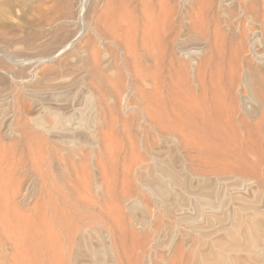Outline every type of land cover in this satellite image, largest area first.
Listing matches in <instances>:
<instances>
[{
    "label": "bare ground",
    "instance_id": "6f19581e",
    "mask_svg": "<svg viewBox=\"0 0 264 264\" xmlns=\"http://www.w3.org/2000/svg\"><path fill=\"white\" fill-rule=\"evenodd\" d=\"M95 1L31 0L28 3L27 11V17H29H23V26H10L7 30H2V28L5 26L0 28V86L5 85L7 87V89L0 87V128L4 133L7 132L15 135L16 131L14 132V130H12L9 121L10 119H7V117L10 114L9 107H16V114L22 117L24 116V118H20L22 119V121H20L24 124V126L26 124L29 126V128L34 129L35 132L37 130L42 135L44 134L47 136V138H50V140L52 139L54 142H56L54 145L51 141L53 146H51V142H48V144H50V148L47 146L49 149H47L48 151L46 150L47 152H44L46 148L43 147V150L42 145L44 146L47 144L45 143L47 142V139L43 141L42 138V142L45 144H40V142L37 141V138H35L36 142H33L34 138L32 134H26L28 135L26 136L24 133V138L27 137V140H31L29 142H31V144L33 143V146L31 147H35L34 143H36L35 145L37 148H32L34 149L32 150L30 143H27L28 155L25 160H23L24 158L22 159V157L18 158L17 155H14L19 160L17 161L16 158V162H18V164L15 165V170H10L12 174L6 170L9 173H7V176L9 175L8 179L5 177V175H2L4 173L0 171V264L126 263L125 261L123 262V257H127V255L125 254L126 256H123L121 254V247L123 246L122 242H124L122 240L126 238L123 232V219H121V223L120 219L115 221L116 216L114 218L115 220L112 218V222H115L116 225H114V227L113 223L111 222L112 225H110V227L108 226L109 229L104 228V226H101L102 224L100 223L102 221L104 224H109L108 222L110 220H105V215L106 217L111 216L114 214L111 210H115V208L117 209L115 206H113L114 208L111 207L112 209H110L109 206H107L109 204H107V207H105V202L102 201L104 200L103 198L106 197L104 191L102 190L104 187L102 184H106L108 182L107 180V182H104L106 179L105 176H107L106 173H108L105 171V166L102 168L103 165L101 166L99 164L101 162L98 161L100 168L104 170L103 173L106 174H100L101 176L99 179L97 178V180L101 181V183L93 177V180L90 178L91 181L89 178L85 179L86 181L82 179L84 183L82 182L83 184L80 183V185H78V182V186H76V184H72V182H68L70 179L80 181L79 179L81 176L78 178V175H80V173H83L84 175L87 166L85 162L90 164V158L94 157L100 160L99 158L102 154L104 155L106 146L108 147L111 145H107L110 136L113 134L108 133L109 136H107L106 133V130H108L107 125L109 123V121L107 122V113L109 112V108H113V110L110 109L111 113H117V110L115 109L116 106L119 108V105H116V102H119L116 101L117 99H115L116 92L113 88L108 86L107 83L103 82V78L100 77L101 71L106 67L105 64L108 63L106 49L103 47V51H99V53L96 50V45H105L107 47L106 44L111 43L116 45V48H118L117 50H121V52H123L122 54L124 55L122 58L124 61L123 67H125L128 77V85L125 89V94L127 95L128 100L127 105H130L132 111V115H129L130 113L128 114L130 116L129 118L127 115L128 120H130V122H128V129L132 127L129 129V131L132 132L135 137H137L138 141L140 140L139 142H141V148L138 146L137 149V143L134 145L129 142L132 145H128V147L131 146V155L129 159L126 158L130 160V166L128 165V170L125 169L126 161H122L125 163L122 165V167L124 166L123 171H130L132 173V179H134V175L137 174L139 165L146 161L143 155L141 156H143L145 161H141V159H139V157H142L138 156L140 154H135L138 152L135 151V149L139 150L140 148L141 150H145V152H149V150L151 152V149H153V146L156 143L153 139L154 137L156 138L157 142L159 141L164 143L165 140H169L172 142L174 147H182L181 149H184L188 155L187 162L191 165H195L197 168L208 167L212 170L214 169L217 173L218 171H221L222 173L220 172V174L224 176L227 174L229 177L230 175L236 177L238 174L246 175L245 173H251L253 176H259V168H262L264 164V154L262 148L264 139V38H261L259 35L260 38H256V36L254 38L252 37L253 42L249 40V42H252V47L248 48L250 51L248 54L251 56L254 63H250V60L249 62L243 61L246 52L243 48L246 47L244 46L245 44H243V47L242 44H239L236 50H233L235 51L233 57L234 55L237 57V59L234 57L237 60H235L236 62H233L234 58H231L232 55L230 56L228 54L230 57H225L222 54V56H224L226 59L229 58L228 62H232V65L228 63L230 65V71L224 74L226 77H222L221 75L223 74V70L222 72H218L221 70L219 68L218 70H213V67L211 66H213L215 61L210 63L214 52L221 48V46H219L220 43L218 44V19L222 18L217 16L219 14H214L215 16H212V14L207 12L206 8L209 6L212 0L208 1L210 3L206 7V0H179L180 2L183 1L184 4L185 2L195 1V3L192 2L191 7H189V10L193 15L192 17L190 16L189 19L185 18L184 16L182 17L181 14L174 20L173 15L175 13H172V7L174 6L171 7L172 9H170L172 12L168 11L166 8H170L172 4L169 6L166 4L165 6L163 4L164 1H162L161 6L159 5L160 2L158 4L160 6V10L155 9V11L157 10L159 13L156 12L154 15L152 14L153 12H149V14L143 12L142 17H138L137 15H135L137 17H134L133 14L139 7L136 10L134 9V12L129 9V15L127 13L126 7L121 9L116 17L113 11V13L110 12L111 19L106 21L102 20L103 16L94 19V16L97 13L96 3H94ZM126 1L127 0H125V2ZM131 1L130 4L133 5ZM136 1L138 2L142 0ZM156 1H153L154 3H152L156 4ZM169 1L171 2L172 0ZM221 1L225 4L233 2L232 0L231 2H228L229 0ZM15 2L16 0H0V7L11 9L13 8ZM125 2H123V4ZM128 2L129 1H127V3ZM127 3L124 5L126 6ZM149 3L146 2L143 5L146 6V4ZM259 3L260 2H258V4ZM174 4L175 2H173V5ZM134 5L137 4L135 3ZM149 5H151V3ZM212 6L210 9L213 8ZM148 7L147 9L149 11L150 8ZM141 8H139V12ZM183 8L185 10L188 9L185 7ZM147 9L145 8L143 11L146 12ZM152 9H150V11ZM224 9L226 11V8ZM220 10L221 9L218 11L220 12ZM174 11L176 12L177 10ZM225 11L224 16L227 15L226 21L228 23H223L227 29H225V32H229V30L235 28L230 22L233 16L230 17L231 14L228 15V13ZM206 13L208 14V18H210L212 23V35L208 32V28H206L208 24L205 26L204 20L207 18ZM104 14L109 16L108 12ZM178 14L179 13H177V15ZM190 14L191 13L189 12V15ZM189 15H187V17H189ZM209 15L211 17H209ZM216 16L219 18L217 19ZM221 16L223 15L221 14ZM220 23L222 22L220 21ZM222 31L221 33H223ZM260 32L263 31L261 30ZM221 35L224 36L223 34ZM227 35L229 36L230 34L227 33ZM230 36L228 38H230ZM223 40L225 41V39ZM242 43L244 42L242 41ZM89 45H92V48L94 49L90 50ZM223 47L224 46L222 44V48ZM229 47L231 46L229 45ZM227 48L228 46L226 49ZM228 49L231 50V48ZM220 52L222 51H219V53ZM208 53L211 56L208 57ZM200 54H203L206 57L203 58ZM66 55L67 57H74H69L67 59ZM199 56L202 58L200 61L197 60ZM214 57H218V55ZM224 57H221V59ZM224 59L221 61V63L224 61ZM230 59L232 60L230 61ZM217 63L218 62H216V64ZM240 63L241 65L243 63V68L241 66L243 71L241 75L237 76L236 70H240L237 68V64L239 65ZM228 64L225 66H228ZM222 66L220 64L221 68ZM87 71L91 72V74L98 78V89L96 88L95 90H91L90 87H87V89L83 87L77 88L80 79L82 78L80 74H86ZM218 73L222 74L220 75L221 77H218V80H216L214 76H219ZM10 86L18 87V90L23 92L24 96H22V98L18 96L20 99L15 98L11 93V89L8 88ZM71 93L72 96L70 95ZM122 107L123 106H121V108ZM114 109L116 112H114ZM120 113L122 114V112ZM121 114L120 117L123 115ZM113 115L115 114H112L111 117ZM117 115H119V112ZM124 118L126 117L121 119L125 121H122L125 124L128 120L126 119V121ZM117 119L118 118H116V120ZM219 122L224 123L225 126H220ZM250 122L253 123L251 124ZM117 123H121V121H118ZM215 124L219 125L216 126ZM119 126H122V123ZM121 130H123L122 132H126L124 131V128ZM129 131L127 133H130ZM116 132H114V134ZM21 133L23 135V132ZM207 133H215L217 134L215 136H221L222 138V143H220L221 147L218 145V143L217 147H215L216 145L213 147L208 144L210 147L215 148V150L218 148V146L221 148L220 153L222 156L221 159L219 158L217 160L220 162H218V164L216 160H213L215 158L217 159L218 157L212 159L211 156V159H209L208 157L206 158V156H203V145L207 142V140L204 138V135ZM225 133H230V137H228L226 134L229 138L227 143L225 142L226 140L224 141L223 139V135H225ZM17 134H19V136L21 135L18 132ZM41 134L39 137H42ZM124 134L125 136L123 137L126 139V133ZM118 135L120 136L121 134L119 133ZM28 137L33 139H28ZM129 137L130 139H133L131 138V135H129ZM129 137H127V139ZM113 138L115 139V137ZM210 139L212 140L213 138L211 137ZM252 139L254 140L253 142ZM11 140L12 139H10V141ZM123 140L121 139V142ZM153 141L154 144L152 143ZM216 141H218V138L215 140V143ZM109 142L111 143V141ZM135 142L137 141L135 140ZM114 143L115 142L112 141V145L116 146L117 141L116 144ZM11 145L13 148L14 144ZM15 145L17 146V143ZM20 145L24 146L22 144ZM251 145H253L254 150H252ZM2 147L0 151L2 150ZM84 147L87 148L84 149ZM111 147L114 150L115 147ZM111 147H109L110 150ZM128 147L127 149H129ZM8 148H10V145L7 147V150ZM18 148L22 149L19 146ZM35 149L38 150L36 151ZM210 150H212V148ZM226 150H228V152ZM250 150L253 152V154L250 153ZM117 151L116 153L120 152L118 149ZM172 151L173 149L171 152ZM217 151L218 150L214 152ZM9 152L10 150L8 153ZM14 152L16 153V151ZM142 152L144 153V151ZM171 152L169 151L168 154L172 155ZM100 153L101 155L98 156ZM113 153L114 152L111 153V157L115 155ZM126 153L128 152L126 151L122 155ZM6 154L0 155H3V159H5ZM25 154L26 153H24V155ZM163 154H165V151ZM250 154L252 155L251 157H254L250 158ZM9 155H11V152ZM107 155H109V153H107ZM144 155H146V153ZM178 155L180 154L178 153L175 156ZM44 156L49 158L50 163L52 161V163L54 162L56 164L57 169L55 172L57 175H54L55 177H50L51 175L48 176L50 172L48 175H46L47 173H44L43 170L47 166L46 164L45 167H42L44 166L42 165V161L45 159ZM126 156L127 155H125V157ZM165 156L163 157V160L156 163L155 170L153 168L154 172L152 176L154 177L152 180H150L149 177V180L146 179L147 177L142 179L145 188L144 192L146 193L147 191L152 198L154 197L155 200L159 202L160 206L162 207V213H160L164 216H162L163 218L168 220L167 222L173 220L176 224H181L183 228L177 229V231H180V233L178 232V243L174 240L168 244V241L166 242L164 239L163 241L168 244L166 245L167 247H162V242V246H157V248L160 249L158 250L160 254L158 255V252L157 254L153 252L154 254L158 255V257L156 255L153 257L150 255V252L152 249H154L153 247H155V245L152 243L154 246L151 250L150 248L148 249L147 247H144L148 243L147 241L149 240L147 237L150 239L151 233H149L147 236H144L143 234L145 233L146 235L148 230L149 232L152 231V236H154L153 233H158L154 229H157L155 226H157L156 224L159 220L157 217H154L155 219L152 218V215L150 217V214L147 212V210L146 212L149 214H147L148 216L144 215L146 213L144 211H142L144 214L141 216L139 214L138 217L136 215H132L133 219L132 221L127 220L128 222L125 223V226L127 227L124 226V231L128 230L130 235L138 234V236H141L140 239L138 236L136 239L139 241H137L138 243L135 244V246L138 245L137 250H135L136 247L133 246L135 247V254L142 257V260L140 259L138 262H141V264H183L185 250H187V248L190 250L192 247L187 245L188 239L192 238L190 236H193L195 237L196 241L194 238L193 240L199 243L197 244L198 247H201V253L204 249L206 250L204 254H199L201 259L198 258L195 264H205L204 260H206V262L208 261L207 264H227L228 260L230 261L229 254L231 255V253H226L228 250L239 252V254L242 252V255L243 252H246L248 255H252L251 253H253L256 249L258 252L255 254L253 253L254 258L251 256H246V260L249 262L253 261V264L255 262L257 264L258 262L264 263V206L261 207L258 205L259 201L262 200V194L259 193L258 195L256 194L253 199H251L252 197L247 199V196L240 195V193H238L239 191L233 193L222 191L221 194H215V197H210L204 192H199L197 187H192L188 182L187 179L194 178L193 176H195L194 174H196V170L195 172L192 170L190 173H188V176H185L186 173L182 175V171L180 170L181 168H178L181 171L180 172L175 167L176 163H178V159L175 158V156L171 157L168 155L169 157L166 158ZM116 157L117 154L114 158ZM156 157L157 156H155V158ZM9 158L11 159L12 157L10 156ZM9 158L7 157L6 159L13 161V158L11 160ZM152 158L149 159L153 160ZM6 159V164H4L5 166L7 164V166H9L10 162H8ZM102 160L103 158H101V161ZM105 160L106 158L104 159V162H106ZM179 161L183 160L181 159ZM47 162L48 159L46 163ZM43 164H45V162ZM5 166L3 167L5 168ZM48 169H52V167L46 168V170ZM90 169L93 171L92 167ZM98 173L100 172H97V174ZM211 173L208 172L207 174L209 175ZM51 174H53V172ZM84 176L82 177L84 178ZM121 176L124 179L128 175L125 176L121 174ZM122 177L120 179H122ZM138 177H140V175H138ZM245 177L239 178V181L243 185H249L247 183L251 178L249 179L248 176L247 178ZM109 178L110 177L107 179ZM128 180L122 181H126V183L130 184V182H127ZM138 180L136 179L135 181ZM203 181L205 182L206 180L203 179ZM257 181L259 180L257 179ZM110 182L111 181L109 180V183L106 185V187L108 185L109 187L112 185ZM123 182L121 184H123ZM218 183H220V181H218ZM227 184H229V181ZM258 184L259 183L256 184V187H258ZM233 185L235 186L236 183ZM36 186H38L37 190L39 191L40 195H43L42 198H46L47 202L45 201V203L44 200L42 201L46 205L42 208V211L39 212L41 214H38V212L33 214L32 211V215H27V212L26 214L23 213L26 211L25 207L27 205L25 206V204L32 196V192L34 191V188L36 189ZM113 186L114 188L116 187L115 185H112V188ZM140 186H142V183ZM76 187H79L80 190ZM109 187L108 189H110ZM124 187H126V185ZM213 188H215V186ZM236 188H238V186ZM129 189L130 187L128 190L126 189L125 192L128 193L129 191V194L132 196L134 191L132 190L133 192H130L131 189ZM104 190L106 192V188ZM113 190L114 189H112V191ZM232 190L235 191V187L234 189L232 188ZM219 191H221V189ZM113 192H117L116 189ZM92 193L95 195L92 196ZM123 194L121 196L122 198H120V194L116 195L119 196L120 199L124 200L126 204L125 208L127 207V211H129L130 214H133V210L140 206V202H143V200L141 199L142 201H140L138 204L137 200L135 202L131 201L129 194V196H123ZM96 195L102 202H104L103 205L98 203L100 200H97V202L92 201V197L95 200ZM111 196H113V193L109 197L111 198ZM140 196H143V194ZM137 197L138 199L142 198L139 197V195ZM110 198L107 199L110 200ZM113 199L115 200V195L111 198L112 201H114ZM41 200L40 203L43 206ZM213 200L214 202H212ZM82 201L85 203L82 207L84 211L88 210L89 207L93 209L97 207L98 213H89V211L86 213L84 211V213L80 212V205L83 203ZM154 203V205H156V202ZM225 203H233V205L232 209L226 210L224 211L225 213H223L221 209L223 206H225ZM110 204V206L113 205L112 202H110ZM38 205L39 204H37V208L35 209H38ZM22 208H24L25 211ZM120 208L122 211L119 209H117V211L123 212L125 209L124 205ZM117 211L115 212V215L118 214ZM35 214L38 215L36 216ZM121 214L122 213H120V215ZM123 216L124 215H121V217ZM156 219L158 220L157 222ZM169 225L166 226L168 227ZM161 227L162 226L160 224L159 228ZM218 232L219 234L223 233V236L219 238V236H217ZM172 234L173 233L171 232V235ZM92 235H94V238H92ZM174 235H172V238ZM130 237L131 240L135 242V240L132 239V236ZM90 239L94 240L93 242L97 244L96 248L95 246L93 248L92 245H89V241H91ZM189 241L192 242L191 240ZM129 242L131 243V241ZM123 247L122 249H124ZM144 248H147L148 252H150L145 253ZM192 250L193 248L191 251ZM136 251L139 252L136 253ZM191 251L187 253L190 255ZM233 253L235 254V252ZM194 254L197 255L195 252ZM187 255L188 254L185 255V259L188 260V258H186ZM192 256L190 255V257ZM152 257L156 259H153ZM235 257L237 256L235 255ZM128 258H130V256ZM128 258L127 260L131 261V259ZM133 258H135V255ZM124 259L126 260V258ZM232 259L234 260V258ZM236 260L237 259L234 260L235 264L240 262H237ZM132 261L135 262L134 259Z\"/></svg>",
    "mask_w": 264,
    "mask_h": 264
},
{
    "label": "rangeland",
    "instance_id": "374dc122",
    "mask_svg": "<svg viewBox=\"0 0 264 264\" xmlns=\"http://www.w3.org/2000/svg\"><path fill=\"white\" fill-rule=\"evenodd\" d=\"M4 1V0H3ZM31 0H16V2H15V4H14V6H13V8H11V9H6L5 7H0V28H2V27H4V28H2V30L4 29H8L10 26L12 27V26H15V27H19V26H23V17L24 16H26V18H28L27 17V11H28V3L30 2ZM95 1V0H94ZM127 1H129L128 3H127ZM126 2H125V0L123 1H121V0H96L94 3H96V11H97V13L95 14V16H94V19L96 18H99L100 16H103V21H106V20H110L111 19V17H110V12H114L115 13V17L118 15V13H119V11L121 10V9H123V8H126V10H127V13H128V11H129V9H131L132 11L135 9H137L138 7L139 8H143V10L146 8L147 9V7L148 8H150V9H152V8H154V9H152L151 11H150V9H149V11H148V9H147V11L145 12V11H143L142 10V8H141V10H140V12H139V8L137 9V11H133L134 12V17H139V16H141L142 17V14H143V12L144 13H148L149 14V12L150 13H152L153 15L154 14H156V12H158L157 10H160V6H161V3H162V1H164L163 2V4L166 6V4L169 6V5H171L170 6V8L168 9V8H166L168 11H171L172 12V10H173V12L172 13H175L174 15H173V18H174V20L176 19V17H179L181 14H182V17L184 16L185 18H187V19H189L190 18V16L192 17L193 15H192V12L189 10V7H191V4H192V2H194L195 3V1H189V2H185V4L183 3V1L182 2H180L179 0H177V3H179V4H177L176 3V0H172L171 2L169 1V0H161V1H156V0H142L143 2H147V3H151V5H149V4H146V6H144L143 4H145V3H143L142 1H136V0H133V1H131V0H127ZM130 1L132 2V4L133 5H131L130 4ZM153 1H156L155 3L157 4H153L154 2ZM169 3H168V2ZM209 0H206V2H205V7L210 3V2H208ZM233 2H231V0H229L228 2H231V3H228V4H225V3H223L221 0H212V4L210 3L209 4V8L207 9L206 8V10H207V12L209 13V14H212V16H215L214 14H219V15H217V16H220V17H222V18H219V17H217V19H218V21H219V27H220V29H219V27H218V36H219V41H218V44L220 43V45L219 46H221V48H219V49H221V50H219V49H217V51L216 52H214V54H213V58H211V60H210V63L213 61H215L214 62V64H216V62H218L216 65H214L213 64V66H211V67H213V70L214 69H217L218 70V68L219 69H221V70H219L218 72H222V70H223V74L222 73H218L219 74V76H214V78L216 79V80H218V77H223L224 76V74H226L227 72H229L230 71V65H232V62H228V60H229V58H225V57H230L231 55H232V59L235 57V55H234V57H233V54H235V51H233V50H236V48L239 46V44H242V47H243V44H245L244 46H246V47H243L244 48V51H246L245 52V55H244V58H243V61L244 62H249V60H250V63L252 62V63H254L253 62V60H252V58H251V56L248 54V53H250V51H249V49L248 48H251L252 46V42H253V38L256 36V38H264V0H263V2H262V0L260 1V0H232ZM123 2H125V3H127L126 4V6L123 4ZM153 2V3H152ZM159 2H160V4H159ZM173 2H175V4L177 5V7H176V5L174 4L173 5ZM217 2V3H216ZM258 2H260L259 4H261V5H259L258 4ZM137 4V5H134V4ZM219 3V4H218ZM140 4V5H139ZM142 4V5H141ZM160 6H159V5ZM184 6H183V5ZM222 4V5H221ZM223 4H225V5H223ZM230 4H231V6H230ZM123 5V6H122ZM131 7H130V6ZM186 5V6H185ZM204 5V4H203ZM213 7L212 9H210L211 8V6ZM235 5V6H234ZM137 6V7H136ZM141 6V7H140ZM154 6H156V7H154ZM157 6H158V8H157ZM172 6H174V7H172ZM218 6V7H217ZM222 6V7H221ZM226 6V7H225ZM228 6V7H227ZM135 7V8H134ZM173 9H172V8ZM183 7H185V8H188V9H184ZM205 7H203V8H205ZM231 7V8H230ZM177 8V9H176ZM178 8H180V9H178ZM217 8H219V9H221L220 10V12L218 11L219 9H217ZM224 8H226V11H225V9ZM155 9H157L156 11H155ZM170 9H172V10H170ZM6 10V11H5ZM174 10H177L176 12L174 11ZM182 10V11H181ZM183 10H185V11H183ZM212 10V11H211ZM228 10H229V12H228ZM155 11V12H154ZM224 11L225 12H227L228 13V15H230V17H232L233 16V18L231 19V23H232V26H234L235 28H232L231 30H229V32H225V26H224V23L223 22H227L226 21V16H224L225 14H224ZM106 12H108L109 13V16H107L106 14H104V13H106ZM112 12V13H113ZM181 12V13H180ZM185 12H187V13H185ZM189 12L191 13L190 15H189ZM215 12V13H214ZM217 12V13H216ZM21 13V14H20ZM135 13H137V14H135ZM159 13V12H158ZM157 13V14H158ZM177 13H179L178 15H177ZM226 13V14H227ZM4 14V15H3ZM139 14H141V15H139ZM147 14V15H148ZM184 14V15H183ZM185 14H187V15H189V17H187V15H185ZM207 14V13H206ZM221 14L223 15V16H221ZM128 15H129V13H128ZM135 15H137V16H135ZM151 15V14H150ZM254 16H256V17H254ZM110 17V18H109ZM209 17H211L210 15H209ZM215 17V18H216ZM9 18V19H8ZM214 18V19H215ZM259 19V20H258ZM263 19V20H262ZM4 20V21H3ZM6 20V21H5ZM11 20V21H10ZM206 20H207V22H206ZM206 20H204L205 21V26L207 25V27L206 28H208V32L212 35V33H213V27H212V23H211V21H210V18H208V14H207V18H206ZM208 20H209V22H208ZM223 20V21H222ZM235 20H236V22H235ZM220 21L223 23H220ZM17 22V23H16ZM234 22V23H233ZM259 22V23H258ZM260 22H262V23H260ZM210 23V24H209ZM228 23V22H227ZM221 24V25H220ZM251 24V25H250ZM260 26V27H259ZM263 27V28H262ZM242 28H243V30H242ZM262 28V29H261ZM259 29V30H258ZM263 31V32H260L261 30ZM1 30V29H0ZM212 32H211V31ZM220 30V31H219ZM223 30V31H222ZM227 30V29H226ZM257 31V32H255V31ZM221 31L223 32V33H221ZM236 31V32H235ZM226 34H225V33ZM65 33H66V31H65ZM227 33L228 34H230L229 36H230V38H228L229 36L227 35ZM237 33V34H236ZM247 33V34H246ZM261 33V34H260ZM221 34H225L224 36H222ZM259 35H260V37H259ZM222 36V37H221ZM227 36V37H226ZM232 36H234V37H232ZM237 36V37H236ZM263 36V37H262ZM224 37V38H223ZM253 37V38H252ZM225 39V41L223 40V39ZM237 38V39H236ZM222 39V40H221ZM239 39H242V40H239ZM245 39V40H244ZM252 39V40H251ZM249 40L250 41H252V42H249ZM222 41H224V42H222ZM239 41H240V43H239ZM242 41L244 42V43H242ZM85 42H86V40H85ZM237 42V43H236ZM117 43V42H116ZM120 44V43H119ZM118 44V45H119ZM222 44H223V46L225 47V49H224V47L222 48ZM231 46V47H229V45ZM237 46H236V45ZM250 44V45H249ZM107 45V47L104 45V46H99V45H96L97 46V48H96V50L99 52H101V51H103V47H104V49H106V54L108 55V63L107 64H105L106 65V67L101 71V73H100V77H102L103 78V82H105V83H107V85L108 86H110L111 88H113L114 89V91L116 92L115 93V99H117L116 101H119V102H116V105L118 104L119 105V108H117V106L115 107V109L117 110V113H111V111H110V109L111 110H113V108H109V112L111 113H107V115L109 116V118H108V116H107V122L109 121V123H108V125H107V129L108 130H106V133H107V136H109L108 135V133H110V134H112L111 136H110V138H109V140H108V142H107V145H109V144H111V145H109L108 147L106 146V148H105V151H104V155L106 156L107 155V153H109V155H107V156H109V157H105L103 154L101 155V153L100 154H98V156H100V160H98L97 158H90V160H91V162H90V164L88 163L87 164V162H85L86 163V170H85V172H87V173H85L84 172V175H83V173L81 174L80 173V175H78V178L81 176H84V178L82 177H80V181H77V180H72V179H70L68 182L69 183H71L72 182V184H76V186H78V185H80V183L81 184H83L84 182H83V180L82 179H87V178H89V180L91 181V179H92V177L93 178H96V180H97V178L99 179V177L102 175V174H104L103 173V169L102 168H104V166H105V171L106 172H108V173H106L107 174V176L108 177H110L109 179H107L108 177L107 176H105V181L104 182H107L106 184L105 183H103L102 185L106 188V192H108V193H106L105 192V188L103 187V191H104V193H105V195H106V197H104L103 199L104 200H102V201H104V202H102L100 199H99V197L96 195L95 197V200H94V198L92 197V201H94V202H97V200L99 201L98 203L100 204V205H103V203H104V205H105V207H107V206H109V208L110 209H112L111 207H113V206H115V207H117V209H119V210H121L122 211V209L120 208L121 206L123 207V205H124V208H125V206H126V204H125V202H124V200L123 199H120V198H122L121 196H122V194H123V196H129L130 194H129V191H128V193L127 192H125V190L127 189L128 190V188L130 187V192H133L134 191V193H133V195L131 196H129L130 198H131V201L132 202H135L136 200H137V202H138V204H139V202L140 201H142L143 200V202H140V206H138V207H140V208H138V207H136L134 210H133V214L131 213L130 214V212L129 211H127V207L123 210V212H120V211H117V209L115 208V210L114 209H112L111 211H112V213H114L113 215H111V216H107L106 217V215H105V220H110L108 223L109 224H104V222L102 223V221L100 222L101 224V226H104V228H107V229H109L108 228V226L110 227V225H112V223H113V226L114 225H116V223L115 222H112V220L115 218V216H116V220L115 221H117V219L119 220L120 219V222H121V219H123L122 221H123V223L122 224H124V226H125V223L126 222H128L127 220H131L132 221V215H136L137 217L140 215H142V214H144V212H146V210H147V212H149V214L146 212L144 215H149L150 217H151V215H152V218H154V217H157V219L159 220H157L156 219V222H157V226H155V227H157V229H154V230H156V232H158V233H153V235L154 236H152V231H150L149 232V230H148V233H146V235H145V233L143 234L144 236H147V235H149V233H151V236H150V239H149V237H147L148 238V240L149 241H147V239H146V241L148 242L144 247H147L148 249L150 248V250L152 249V247L155 245V247H153L154 249H152L151 250V252H150V255L151 256H153V257H155L154 255H156L157 254V252H158V250H160L159 248H157V246L159 245V246H162V244H163V246L162 247H167L166 245H168L169 244V242L171 243V241H174L175 240V242H179V233H180V231L178 230L177 231V229L179 228H183V226L181 225V224H176L173 220H171L170 222H167L168 220L167 219H165V218H163L164 216L161 214L162 212H161V209H162V207L160 206V204H159V202H157L156 200H155V198L153 197H151L150 196V194H148V192L146 191V193L144 192L145 191V188H144V185H143V182H142V179H145V177H147L146 179L147 180H149L148 179V177L150 178V180H152V178L154 177V176H152V174H153V172H154V170H155V167H156V163L157 162H160L161 160H163V157L165 156V155H167V156H165V158L166 157H169V156H175V155H177L178 153L180 154V155H178V156H175V158H177L178 159V163H176V165H175V167L177 168V170L178 171H182V175H184L185 173V176H188V173H190L192 170H194L193 172H195V170L197 171L196 172V174H194L195 176H193L194 178L192 179V178H189V179H187L188 180V182L190 183V185L192 186V187H197V190H199V192H201V193H205V194H207V195H209L210 197H215L216 195L215 194H221L222 193V191H226V192H229V193H233V192H238V193H240V195H246L247 196V199H250V197H252L251 199H253V197L257 194H259V193H261L262 194V200L261 201H259V203H258V205L259 206H261V207H263L264 206V202H263V200H264V164H263V166H262V168L260 167L259 168V176L258 175H254L253 176V174H251V173H245L247 176H248V178L250 179V181L247 183V184H249V185H243L242 183H240V181H239V178H243V177H245L246 175H244V174H238V175H236V177L235 176H233V175H230V177H229V175H227L228 176V178H227V176L225 175H222V174H220V172L218 171V173L215 171H213L211 168H208V167H198L197 168V166H195V165H191L190 163H188L187 162V157H188V155H187V153L184 151V149H181L182 147H174V145L172 144V142H170L169 140H165V142L163 143V142H157V140H156V138L154 137H152L154 140H155V147L156 146H158V147H154L153 146V149H151V152H150V150H149V152H145V150H141L140 148V144H141V142H139L138 140H137V137H135L134 136V134L132 133V132H130L129 131V129L130 128H132V127H130L129 129H128V126H129V123L128 122H130V120H128V118L130 117L129 115H132V111H131V108H130V105H127L128 103H127V95L125 94V89H126V87H127V85H128V77H127V73H126V69H125V67H123L124 65V61H123V57H124V55L122 54L123 52H121V50H117L118 48H116V45H113V44H111V43H108V44H106ZM228 46V48H231V50L230 49H226V47ZM235 46V47H234ZM93 46L92 45H89V49L90 50H92V49H94V48H92ZM222 49H224V50H222ZM227 50H229V51H227ZM219 51H222V52H220L219 53ZM223 51H224V53H223ZM99 52V53H100ZM228 52V53H227ZM232 52H234V53H232ZM216 53V54H215ZM225 53H227V54H225ZM121 54V55H120ZM222 54L225 56H222ZM230 56H229V55ZM123 55V56H122ZM201 55V54H200ZM203 55V54H202ZM201 55V57H206V56H202ZM206 55V54H205ZM216 55H218V57H214V56H216ZM219 55H221V56H219ZM247 55V56H246ZM208 57L209 56H211L209 53H208V55H207ZM250 57V59H249V57ZM66 57H67V55H66ZM70 56H68L67 57V59L69 58ZM72 57H74V56H71L70 58H72ZM200 56H199V58L197 59L198 61H200L202 58H201ZM221 57H224L223 59H224V61L221 63V61L223 60V59H221ZM76 58V57H75ZM87 58H88V56H87ZM215 58V59H214ZM218 58V59H217ZM236 59H237V57H235ZM233 59L234 61L233 62H236L237 60L236 59ZM89 59V58H88ZM219 59H221V60H219ZM232 59H230V61L232 60ZM245 59H248V60H245ZM70 60H72V59H70ZM121 60H122V62H121ZM217 60H219V61H217ZM236 60V61H235ZM225 61H226V63H225ZM212 62V63H213ZM230 65H229V64ZM121 64V65H120ZM220 64H221V66H222V64H223V66H222V68L220 67ZM226 64H228V66H225ZM233 64H235V63H233ZM119 65V66H118ZM212 65V64H211ZM217 65H219V66H217ZM234 66V65H233ZM241 66H242V68H243V63H242V65H241V63L238 65L237 64V68H239L240 70H238L237 68V70H236V75L237 76H239V75H241L242 74V69H241ZM116 67V68H115ZM228 67H229V69H228ZM235 67V66H234ZM226 68V69H225ZM225 70H227V71H225ZM237 72H238V74H237ZM89 73V74H88ZM240 73V74H239ZM222 74V75H221ZM229 74V73H228ZM117 75V76H116ZM221 75V76H220ZM80 76L82 77L81 79H80V82H79V84H78V87L77 88H81V87H83V88H85V89H87V87H90L91 88V90H95L96 88L98 89L99 87H97V86H99V84H98V78L95 76V75H93V74H91V72H86V74L84 73L83 75H81L80 74ZM85 76H87V77H85ZM85 77V78H84ZM224 77H226V76H224ZM87 78V79H86ZM85 79V80H84ZM111 79H113V80H111ZM95 82H96V84H95ZM92 86H91V85ZM122 86V87H121ZM0 87H4L3 89H7V87L4 85V86H0ZM123 87H124V89H123ZM9 89H11V93H12V95H14V97L15 98H17V99H20V98H22V96H24V94H23V92H21L20 90H18V87H16V86H10V87H8ZM76 88V89H77ZM1 89V88H0ZM119 91V92H118ZM104 92H105V90H104ZM17 93V94H16ZM71 96H72V93L70 94ZM20 98H19V97ZM126 102V103H125ZM124 104V105H123ZM126 104V105H125ZM121 106H123L122 108H121ZM125 106H127V107H125ZM129 106V107H128ZM121 108V109H120ZM125 108H129L128 110L127 109H125ZM13 109V110H12ZM114 109V112H116V110ZM120 110V111H119ZM121 110H123V111H121ZM9 111H10V114L8 115V117H7V119H10L9 121H10V126H11V128H12V130H14V132H15V135H12V133H7V132H3L2 131V129L0 128V149H1V147H2V153H1V151H0V154H3V155H5L6 154V150H7V147H9V145H10V148H8V150H7V154H6V156H5V159L8 157H12L11 159L13 160V161H9V160H7L8 162H10V165L13 167H11L10 165L9 166H5V159H3L4 158V156L3 155H0V171L1 172H3L4 174H2V175H5V177L8 179V177H9V175L7 176V173H8V171H9V173H11V171L10 170H15V165L16 164H18V162H16V158L18 157V158H21L22 157V159L23 160H25L26 159V157H27V150H28V145H27V143L29 144L30 143V147L31 146H33V143L31 144V142H29V141H31V140H27V137H25L24 138V133H25V135L26 134H32V136H33V138H34V140H33V142L35 141L36 142V139L35 138H37V141H39L40 142V144H43L44 142H42V138H43V141H45L46 139H47V142H45V143H47L46 145H42V149H43V147L44 148H46L45 149V151L44 152H47L48 150L47 149H49L50 147V144H51V146H53V144L55 145V143L56 142H54V140H50V138H47V136L46 135H42L40 132H38L37 130H36V132H35V130L34 129H32V128H29V126H27L26 124H25V126H24V124L21 122L22 121V119H20L22 116H19L18 114H16V107L14 108H11V106L9 107ZM128 111H131V112H128ZM113 112V111H112ZM118 112H119V115H117L118 114ZM120 112H122V114L120 113ZM127 112V113H126ZM125 113V114H124ZM130 113V114H129ZM112 114H115V115H117V116H119L120 117V114L122 115L121 117H120V120H119V117H117V116H115V115H113L112 117H111V115ZM129 114V115H128ZM127 115H128V118H127ZM19 116V117H18ZM118 118L117 120H116V118ZM27 117V116H26ZM123 117H126V118H124L127 122L124 124L123 122H125V121H123L122 119H123ZM22 118H24V116L22 117ZM111 118V119H110ZM113 118V119H112ZM122 118V119H121ZM27 119V118H26ZM114 119H115V121H114ZM21 120V121H20ZM112 120H113V122H112ZM110 121H111V123H110ZM119 121H121V123H122V126H119V125H121V123H117V122ZM123 121V122H122ZM8 122V121H7ZM13 123V124H12ZM114 123V124H113ZM251 124L253 123V122H250ZM20 124H21V126H20ZM111 124V125H110ZM219 124H220V126H225V124L224 123H220L219 122ZM219 124H215L216 126H218ZM19 125V126H18ZM117 125V126H116ZM125 125V126H124ZM22 126H24V127H22ZM17 127V128H16ZM28 127V128H27ZM112 127V128H111ZM127 127V128H126ZM15 128V129H14ZM25 128V129H24ZM116 128V129H115ZM124 128V131H126V132H122L123 130H121V129H123ZM127 130H126V129ZM24 129V130H23ZM31 129V130H30ZM113 129H115V130H113ZM118 129V130H117ZM120 129V130H119ZM19 130H20V132H19ZM27 130V131H26ZM29 130V131H28ZM31 131V132H30ZM108 131V132H107ZM119 132L121 135L119 136L118 134L119 133H117V132ZM130 132V133H127V132ZM17 132L18 133H20L21 135L20 136H23V137H20L19 136V134H17ZM21 132H23V135H22V133ZM114 132H116L115 134H114ZM4 135H3V134ZM35 133V134H34ZM124 133H126V136L127 137H129V135H131L132 137L131 138H133V139H130V137L127 139V137H125L126 139H124V137L123 136H125V134ZM40 134L42 135V137H39L40 136ZM208 134V133H207ZM207 134H205L204 135V138H205V140H207V142L206 143H204L205 142V140H204V145H203V156H206V158L208 157L209 159H211L210 157L212 156V159L213 158H215V157H218L217 159L215 158V159H213V160H216V162H217V164H218V162L219 161H217L219 158L221 159V144L220 143H222V138H221V136L220 137H218V136H215V135H217V134H215V133H209V134H211V135H209L208 134V136H210V137H208L207 136ZM227 133H225V135H223V139H224V141L227 143L228 141V137H230V133L229 134H227L228 135V137H227V135H226ZM212 135H214V136H212ZM10 136V137H9ZM26 136H28V135H26ZM45 136V137H44ZM2 137V138H1ZM21 139H20V138ZM113 137H115V139L113 138ZM119 137V138H118ZM213 138L212 140L210 139V138ZM33 138H30V137H28V139H33ZM41 138V139H40ZM151 138V139H152ZM203 138V139H204ZM210 140H209V139ZM215 138V139H214ZM218 138V141H216V143H215V140ZM221 138V139H220ZM9 139V140H8ZM10 139H12L11 141H10ZM39 139V140H38ZM111 139V140H110ZM120 139V140H119ZM121 139L123 140L122 142H121ZM219 139H220V141H219ZM253 139H255V138H253ZM252 139V142L254 141ZM25 140H27V141H25ZM41 140V141H40ZM125 140H127V141H125ZM130 140H132V141H130ZM135 140L137 141V142H135ZM214 140V141H213ZM22 141V142H21ZM26 143H25V142ZM53 142V144H52V142ZM109 141H111V143L109 142ZM112 141L113 142H115L114 144H116V141H117V144H120V145H122V146H120V145H117L116 144V146H114V145H112ZM210 141V142H209ZM212 141V142H211ZM4 142V143H3ZM19 142H20V144H22V145H24V146H21L20 144H19ZM48 142L50 143V144H48ZM132 143V144H134V145H136V143H137V145H136V149L138 148V146L140 147L139 148V150H136L135 149V151H138V152H136L135 154H140V155H138V156H141V155H143L144 156V158L146 159V161H145V159H143V156H141L142 158H140L139 157V159H141V161H145V162H142L141 163V165H139V169H138V171H140L141 172V174H140V172H138L137 171V174H135L134 175V179H132L131 177H132V173L130 172V171H126V170H128V165L130 166V163H129V161L130 160H128L129 159V157H130V155H131V146H129L128 147V145H132V144H130V143ZM139 142V143H138ZM213 142H214V144H213ZM252 142H251V144H252ZM17 143V146L15 145ZM44 143V144H45ZM128 143V144H127ZM153 144H154V141L152 142ZM217 143H218V145L220 146H218V148H216V150H220L219 152L217 151V152H214V151H216L215 150V148H213L215 145V147H217ZM11 144H14L13 145V148L15 149H13L12 148V145ZM25 144H26V146H25ZM36 143H34V146L35 147H31V149L32 148H37L36 147V145H35ZM159 144V145H158ZM210 146H213V147H210ZM126 145V146H125ZM166 145V146H165ZM170 145H172V146H170ZM18 146L20 147V148H22V149H19L18 148ZM46 146V147H45ZM49 148H48V147ZM111 146H113V148H114V150L112 149V147ZM160 146V147H159ZM163 146V147H162ZM168 146H170V147H168ZM252 146V150H254L253 149V145H251ZM17 147V148H16ZM23 147H27L26 148V150H25V148H23ZM109 147H111V150H110V148ZM127 147L130 149V151H129V149H127ZM210 147V148H209ZM13 150H12V149ZM39 148V147H38ZM40 148H41V145H40ZM85 148H87V147H84V149ZM118 150H120V152L119 153H116V151H117V149ZM119 148H121V149H119ZM123 148V149H122ZM127 150H126V149ZM135 148V147H134ZM155 148V149H154ZM164 148V149H163ZM168 149V151H167V149ZM173 149V153L171 152V150ZM212 148V150H210ZM262 148H263V154H264V139H263V143H262ZM6 149V150H5ZM18 149V150H17ZM24 149V150H23ZM158 149V150H157ZM170 149V150H169ZM5 150V151H4ZM10 150V152H11V155H9L10 154V152L8 153V151ZM32 150H34V149H32ZM36 151L38 150V149H35ZM44 150V149H43ZM47 150V151H46ZM113 150V151H112ZM141 150V151H140ZM161 150V151H160ZM176 150V151H175ZM209 150H210V153H209ZM229 150V149H228ZM228 150H226L227 152H228ZM14 151H16V153L14 152ZM19 151V152H18ZM25 151V152H24ZM110 151H112V152H114L113 154H117V157L116 158H114L115 157V155H113L112 157L110 156L111 155V153L112 152H110ZM121 151H122V153H121ZM128 152V153H126V154H124V155H122L123 153H125V152ZM134 151V152H135ZM142 151H144V153L142 152ZM155 151V152H154ZM160 152V154H159V152ZM164 151H165V154H163L164 153ZM171 152V154L172 155H170V154H168V152ZM178 151V152H177ZM181 151V152H180ZM206 151V152H205ZM251 151V150H250ZM14 152V153H13ZM118 152V151H117ZM140 152V153H139ZM142 152V153H141ZM161 152H163V153H161ZM205 152V153H204ZM211 152H213V153H211ZM18 153H19V156H18ZM23 153V154H22ZM24 153H26L25 155H24ZM146 153V155H144ZM152 153V154H151ZM215 153V154H214ZM216 153H218L219 155H220V157H219V155L218 154H216ZM251 154H253V152L251 151L250 152ZM21 154H22V156H21ZM120 154V155H119ZM148 154V155H147ZM155 154V155H154ZM213 154V155H212ZM250 154V158H253V157H251L252 155ZM17 155V157H15V156ZM125 155H127L126 157H125ZM154 157H153V156ZM169 155V156H168ZM3 156V157H2ZM24 156V157H23ZM97 156V155H96ZM104 156V157H103ZM118 156H119V158H118ZM151 156V157H150ZM155 156H157L156 158H155ZM45 157V159H44V161H42V165H44V166H42V167H45L46 166V164H47V166L45 167V169L43 170L44 171V173L46 174V175H48V173L50 172V174L48 175V176H50V177H55L54 175H57V173L55 172V170L57 169V166H56V164L53 162L52 163V161H51V163H50V160H49V158H47V156H44ZM121 157H122V159H121ZM124 157H125V159H124ZM151 159L152 157V159L153 160H150L149 158ZM158 157H160V158H158ZM179 157V158H178ZM17 158V161L19 160ZM48 159V162L46 163V161H47V159ZM101 158H103V162L101 161ZM106 158V162H104V159ZM112 158V159H111ZM126 158H128V159H126ZM157 158H158V160H157ZM164 158V159H165ZM174 158V157H173ZM174 158V159H175ZM10 159V158H9ZM10 159V160H11ZM93 159V160H92ZM114 159V160H113ZM115 159H118V160H115ZM120 159V160H119ZM183 160V161H179V160ZM176 160V159H175ZM96 161V162H95ZM98 161H100L101 163H99L101 166H102V168H100V165L98 164ZM122 161H126L125 163L127 164H125L124 162H122ZM177 161V160H176ZM221 161V160H220ZM7 162V163H8ZM12 162V163H11ZM45 162V164H43ZM180 162V163H179ZM5 163V164H4ZM48 163H50V164H48ZM104 163V164H103ZM123 163L125 164V172L123 171V169H124V166L122 167V165H123ZM182 163V164H181ZM185 163V164H184ZM220 163V162H219ZM51 164H53V165H51ZM92 164V165H91ZM97 164H98V166H99V168H98V166H97ZM50 165V166H49ZM55 165V166H54ZM89 165V166H88ZM91 165V166H90ZM95 165H96V167H95ZM184 167H183V166ZM3 166H5V168L3 167ZM49 166V167H48ZM54 166V167H53ZM85 166V165H84ZM149 166H150V168H149ZM11 167V168H10ZM52 167V169H48V170H46V168H51ZM92 167V169H93V171L90 169ZM94 167H95V169H96V172H95V169H94ZM144 167V168H143ZM185 167H187V168H185ZM10 168V169H9ZM55 168V169H54ZM87 168H89V169H87ZM153 168H154V170H153ZM180 170H179V169ZM43 169V168H42ZM100 169V170H99ZM101 169H102V172H101ZM205 170V173H204V170ZM209 169H211V170H209ZM5 170V171H4ZM6 170H8V171H6ZM20 170V169H19ZM52 170V171H51ZM92 171V172H90V171ZM129 170H130V168H129ZM148 170V171H147ZM185 170V171H184ZM187 170H188V172H187ZM45 171H47V172H45ZM147 173H146V172ZM151 171H152V173H151ZM180 171V172H181ZM53 172V174H51ZM97 172H100V173H98L97 174ZM208 172H212L211 174H207ZM8 173V174H9ZM18 173H19V171H18ZM95 173V174H94ZM125 173V174H124ZM129 173V174H128ZM139 173V174H138ZM204 173V174H203ZM222 173V172H221ZM12 174V173H11ZM88 176H87V175ZM101 174V175H100ZM106 174H104V175H106ZM121 174H123V175H128V176H124L125 178L123 179V177L121 176ZM131 174V175H130ZM151 174V175H150ZM199 174V175H198ZM214 174V175H213ZM215 174H217V175H215ZM224 174V173H223ZM53 175V176H52ZM90 175V176H89ZM130 175V176H129ZM138 175H140V177H138ZM197 175V176H196ZM253 177H252V176ZM16 176H17V174H16ZM87 176V177H86ZM152 176V177H151ZM232 176H233V178H232ZM242 176V177H241ZM247 176L245 177V178H247ZM122 177V179H120ZM128 177V178H127ZM130 177V178H129ZM139 178V180H138V178ZM219 179H218V178ZM237 177H238V179H237ZM259 180V181H257V179ZM91 178V179H90ZM215 178V179H214ZM217 178V179H216ZM223 178H224V180H223ZM230 178V179H229ZM129 179V180H128ZM131 179V180H130ZM138 180V181H135V180ZM141 179V180H140ZM200 179V180H199ZM203 179L204 180H206L205 182L203 181ZM220 179H222V180H220ZM256 179V180H255ZM93 180V179H92ZM107 180V181H106ZM109 180L111 181L110 183L112 184V185H115L116 187L114 188V186H113V188H112V185L109 187V185L106 187V185L109 183ZM122 180H128L127 182H130V184L129 183H126V181H122ZM135 182H134V181ZM217 180V181H216ZM226 180V181H225ZM86 181V180H85ZM98 182H100L101 183V181H99V180H97ZM123 182V184H121L122 182ZM215 181V182H214ZM218 181H220V183H218ZM224 181V182H223ZM228 181H229V184H235L236 183V185L234 186L233 184V186L232 185H229V184H227L228 183ZM252 181V182H251ZM261 181V182H260ZM78 182H79V184H78ZM83 182V183H82ZM121 182V183H120ZM259 183L257 186L258 187H256V184L257 183ZM37 183V182H36ZM142 183V186H140V184ZM212 183V184H211ZM213 183H214V185H213ZM217 183V184H216ZM252 183V184H251ZM260 183H261V185H260ZM78 184V185H77ZM85 184H86V182H85ZM105 184V185H104ZM126 185V187H124L125 185ZM132 184V185H131ZM135 184H136V186H135ZM207 184V185H206ZM209 184H211L210 186H208ZM223 184H224V187H223ZM226 184V185H225ZM251 184V185H250ZM263 184V185H262ZM221 185V186H220ZM243 185V186H242ZM134 186V187H133ZM139 188H138V187ZM215 186V188H213ZM238 186V188L240 189V190H242V191H240L238 188H236ZM245 186H247V187H245ZM38 186H36V189L34 188V191L32 192L33 194H32V196H33V199H32V196L29 198V200L27 201V203L25 204V209H26V211L24 210V208H22L25 212H23V213H25L26 214V212H27V215H32L31 214V212L34 214L35 212H38V214H41V213H39L40 211H42V208L46 205L45 203L47 202V199L46 198H42V196L40 195V193H39V191L37 190L38 188H37ZM108 187L111 189H108ZM133 187V188H132ZM137 187V188H136ZM223 187V188H222ZM234 187H235V191L234 190H232V188L234 189ZM241 187V188H240ZM77 189H79V187H76ZM122 188H125V189H122ZM227 188V189H226ZM259 188V189H258ZM76 189V190H77ZM112 189H116V191L117 192H113L112 191ZM143 191H142V190ZM218 189V190H217ZM221 189V191H219ZM231 189V190H230ZM238 189V190H237ZM80 190V189H79ZM108 190V191H107ZM109 190H110V192H109ZM133 190V191H132ZM227 190H230V191H227ZM248 190H250V191H248ZM256 190V191H255ZM112 191V192H111ZM139 191V192H138ZM211 192V193H210ZM38 193V194H37ZM103 193V194H104ZM109 193H113V196L115 195V202L114 201H112L111 200V198L113 197V196H111V198L109 197L111 194H109ZM119 195L120 194V198H119V196H117V195ZM129 194V195H128ZM132 194V193H131ZM143 194V196H140V195H142ZM249 194V195H248ZM95 194L94 193H92V196H94ZM109 195V196H108ZM135 195V196H134ZM139 195V197H142V198H140V199H138V196ZM36 196H38V197H40V198H38V197H36ZM99 196L101 197V195L99 194ZM146 198H145V197ZM151 198H150V197ZM249 196V197H248ZM45 197V196H44ZM118 197V198H117ZM149 197V198H148ZM107 198H110V200L109 199H107ZM133 198V199H132ZM137 198V199H136ZM148 198V199H147ZM32 199V200H31ZM37 199V200H36ZM42 199V200H41ZM46 199V200H45ZM120 199V200H119ZM142 199V200H141ZM146 199V200H145ZM154 199V200H153ZM40 200H41V202L44 200V202H42L43 203V206H42V204L40 203ZM118 200V201H117ZM149 200H151V201H149ZM108 201V202H107ZM153 201V202H152ZM39 202V203H38ZM83 202V201H82ZM110 202H112V206H110L111 204H110ZM154 202H156V205H154L155 203ZM212 202H214V200L212 201ZM30 203H32V204H30ZM121 203V204H120ZM37 204H39L38 205V209H35V208H37ZM82 205H80V212H83L84 210L82 209V207H83V204H85L84 202L83 203H81ZM107 204H109V205H107ZM118 204V205H117ZM237 204V203H236ZM107 205V206H106ZM121 205V206H120ZM151 205H153V206H151ZM232 205H233V203H229V204H227V203H225V206H223V208L221 209L222 210V212L223 213H225L224 211H226V210H230V209H232ZM235 205V204H234ZM31 206H34V207H31ZM42 206V207H41ZM30 207V208H29ZM119 207V208H118ZM160 207V208H159ZM90 208V207H89ZM88 208V210H86V211H84L85 213L87 212V211H89V213H91V212H95L94 214H97L98 212H97V207L96 208H90L89 209ZM114 208V207H113ZM152 208V209H151ZM229 208V209H228ZM31 209V210H30ZM34 209H35V211H34ZM141 211H140V210ZM22 210V211H23ZM28 210V211H27ZM39 210V211H38ZM220 210V211H221ZM114 211V212H113ZM118 212V214L117 215H119L120 216V218H119V216H117V215H115V212ZM142 211H144V212H142ZM156 211V212H155ZM83 212V213H84ZM128 212V213H127ZM142 212V213H141ZM158 212V213H157ZM161 212V213H160ZM120 213H122L121 215H124L123 217H121V215H120ZM38 214H35L36 216L38 215ZM139 214V215H138ZM159 214V215H158ZM161 214V215H160ZM130 215V216H129ZM147 215V216H148ZM158 215V216H157ZM127 216H129V217H127ZM160 216V217H159ZM163 216V217H162ZM108 217H109V219H108ZM118 217V218H117ZM131 217V218H130ZM161 219V221H160V219ZM162 217V218H161ZM113 218V219H112ZM126 218V219H125ZM112 219V220H111ZM125 219V220H124ZM155 219V218H154ZM125 221V222H124ZM112 222V223H111ZM119 222V221H118ZM115 223V224H114ZM163 223V224H162ZM164 223H165V227H164ZM167 223H169V224H167ZM160 224H161V228H159L160 227ZM171 224H173V225H171ZM127 225V224H126ZM166 225H169L168 227L166 226ZM124 226H123V232H124V235L126 236V238H125V236H124V238L125 239H123L122 241H124V242H122V244H123V248L125 249H122V247H121V254L123 255V256H126L127 255V257H123V262L125 261L126 263H129V264H134L135 262H136V260H137V262L135 263V264H141V262H138V260L140 261V259L142 260V257H140V256H137L136 254H135V250H137V246L138 245H136L135 246V244H137L139 241L138 240H136L138 237H139V239L141 238V236H138V234H135V235H130L129 234V231L128 230H125L124 231ZM159 226V227H158ZM174 226V227H173ZM178 226V227H177ZM115 227V226H114ZM125 227H127V226H125ZM159 228V229H158ZM170 228V229H169ZM171 228H172V230H171ZM174 228V229H173ZM126 229V228H125ZM167 229V230H166ZM159 230V231H158ZM168 230H169V232H168ZM176 230V231H175ZM128 231V232H127ZM174 231H175V233H174ZM171 232L173 233L172 235H174L173 236V238H172V235H171ZM179 232V233H178ZM129 234V235H128ZM218 234H219V232H218ZM217 234V236H219V238L220 237H222L223 236V233H220L219 235ZM157 235V236H156ZM169 235H170V237H169ZM130 236H132V239H134L135 240V242L133 241V240H131V237ZM135 238H134V237ZM138 236V237H137ZM152 237V238H151ZM175 237V238H174ZM177 237H178V240H177ZM190 237H192V238H190V239H188V244L187 245H189L190 247H191V249L193 248V250L191 251V249L190 250H188V248H187V250H185V252H184V260H183V264H195L196 263V261L198 260V258L199 259H201V257H200V255H202V253L204 254V252L206 251L205 249L203 250V252L201 253V247L199 248L198 247V245L197 244H199V243H197V242H195L196 240H195V237H193V236H190ZM92 238H94V235H92ZM158 238V239H157ZM162 238V239H161ZM193 238H194V240H193ZM155 239V240H154ZM157 239V240H156ZM165 239V240H164ZM170 241H169V240ZM173 239V240H172ZM91 240V239H90ZM127 240V241H126ZM150 240H152V241H150ZM161 240V241H160ZM168 241L167 243H165L164 241ZM189 240H191L192 242H194V243H192V242H190ZM94 240H91V241H89L90 242V246L92 245L93 246V248H94V246H95V248H96V245L97 244H95V242H93ZM129 241H131V243L129 242ZM138 241V242H137ZM157 242V244H156V242ZM160 242V243H159ZM163 242V243H162ZM174 242V243H175ZM127 243V244H126ZM150 243H151V245H150ZM154 245H153V244ZM162 243V244H161ZM176 243V244H177ZM196 243V244H195ZM132 244V245H131ZM161 244V245H160ZM192 244H194V245H192ZM148 245H150V246H148ZM133 246H135L136 247V249H135V247H133ZM198 247V248H197ZM147 248H144L143 250L145 251V253H149L148 252V249ZM195 248V249H194ZM135 249V250H134ZM157 249V250H156ZM127 250V251H126ZM130 250V251H129ZM216 250V249H215ZM131 252V253H129V252ZM189 251H191L192 252V254H193V256H192V254H191V252H190V255L192 256V257H190V255H189V253H187V252H189ZM123 252V253H122ZM127 252V253H126ZM137 252H139V251H136V253ZM156 253V254H154V253ZM194 252L197 254V255H195L194 254ZM233 252H235V254L233 253ZM258 252V250L256 249L253 253L255 254V253H257ZM152 253V254H151ZM188 254L187 256H186V258H188V260L187 259H185V255L186 254ZM227 254H229V253H231V255L229 254V256H230V261L228 260V262H227V264H232V262H233V264H235L234 263V260L235 259H237L236 261L237 262H239V263H237L236 261V263L237 264H253V261L252 262H249L248 260H246V256H251L252 258H254V254L253 253H251L252 255H248L246 252H243V255H242V252H240V254H239V252H236V251H233V250H231V251H227L226 252ZM233 253V254H232ZM239 254V256H238V254ZM245 253H246V255H245ZM126 254V255H125ZM128 254H129V256H130V258H128L129 256H128ZM130 254H132L133 256L135 255V258H133V256L132 255H130ZM160 253L158 252V255H159ZM200 254V255H199ZM206 254V253H205ZM158 255H156L157 257H158ZM235 255L237 256V257H235ZM199 256V257H198ZM204 256V255H203ZM242 256V257H241ZM152 257V258H153ZM238 257H241V258H238ZM245 257V258H244ZM124 258H126V260L124 259ZM127 258L128 259H131V261H129V260H127ZM232 258H234V260L232 259ZM135 260V262L134 261H132V260ZM153 259H156V258H153ZM242 261H241V260ZM246 261H245V260ZM203 260H204V258H203ZM231 260H232V262H231ZM156 261V260H155ZM186 261H188V262H186ZM205 261V264H207L208 263V261L206 262V260H204ZM225 261H227V260H225ZM131 262H133V263H131ZM125 263V264H126ZM256 263V262H255ZM254 263V264H255ZM124 264V263H123ZM226 264V263H225ZM257 264V263H256ZM258 264H264V263H261V262H258Z\"/></svg>",
    "mask_w": 264,
    "mask_h": 264
}]
</instances>
